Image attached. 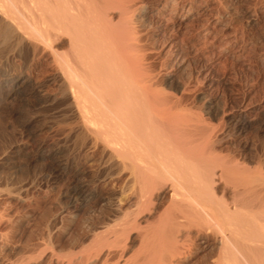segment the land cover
Returning <instances> with one entry per match:
<instances>
[{"label": "bare ground", "instance_id": "1", "mask_svg": "<svg viewBox=\"0 0 264 264\" xmlns=\"http://www.w3.org/2000/svg\"><path fill=\"white\" fill-rule=\"evenodd\" d=\"M226 8L219 0H0V88H31L62 109L76 144L99 152L103 176L122 185L114 201L123 204L129 191L134 200L120 232L112 229L121 217L95 235L97 254H68L63 264H187L193 249L207 252L196 264H264V173L219 155L211 108L188 102L189 82L155 61L145 31L151 18L160 34L189 25L226 50L237 42ZM248 115L232 114L229 130L247 129ZM87 186L75 197L95 198ZM142 219L141 256L129 261L122 241Z\"/></svg>", "mask_w": 264, "mask_h": 264}, {"label": "rangeland", "instance_id": "2", "mask_svg": "<svg viewBox=\"0 0 264 264\" xmlns=\"http://www.w3.org/2000/svg\"><path fill=\"white\" fill-rule=\"evenodd\" d=\"M219 1L228 7L226 21L237 33V42L230 50L201 42L191 25L192 29L189 25L181 29L169 26L160 34L159 22L151 18L145 31L154 43L155 61L163 63L165 72L176 80L189 82L188 102L197 107L205 104L209 111L211 108L207 119L222 139L219 155L247 166L251 172L264 173V7L259 0ZM31 92L29 88L13 94L8 88H0V264H63L71 254L78 258L83 253L95 255L98 252L93 249L100 247L95 235L105 232V225L119 221L112 230L121 231L118 227L127 221L125 214L134 210V200L129 191L123 196V204L115 202L122 185L114 181L109 184L103 176L101 154L78 146L62 109ZM240 108L249 113V126L234 132L229 127ZM78 186H87L95 198L75 197ZM166 194L158 204V213L169 205ZM153 216L149 219L157 220ZM144 220H140L142 233L130 228L129 237L121 240L123 255L129 261L136 253L141 254V234L147 225ZM106 234L102 235L108 241L110 233ZM194 250L187 264H196L207 253Z\"/></svg>", "mask_w": 264, "mask_h": 264}]
</instances>
